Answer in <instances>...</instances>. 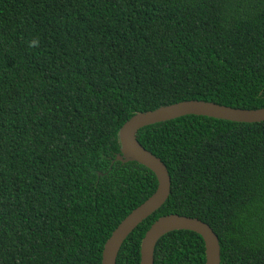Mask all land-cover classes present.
<instances>
[{
	"label": "trees",
	"instance_id": "16d2710c",
	"mask_svg": "<svg viewBox=\"0 0 264 264\" xmlns=\"http://www.w3.org/2000/svg\"><path fill=\"white\" fill-rule=\"evenodd\" d=\"M189 99L264 106V0H0V264H102L158 183L115 160L121 125ZM137 139L171 190L116 264L171 213L213 228L221 264H264V120L187 114ZM154 264H206L202 236L167 232Z\"/></svg>",
	"mask_w": 264,
	"mask_h": 264
},
{
	"label": "water",
	"instance_id": "95a60500",
	"mask_svg": "<svg viewBox=\"0 0 264 264\" xmlns=\"http://www.w3.org/2000/svg\"><path fill=\"white\" fill-rule=\"evenodd\" d=\"M187 114L206 115L221 119L255 122L264 120V106L241 108L201 99L181 100L152 110L138 111L119 129L120 153L115 160L137 161L155 174L157 187L141 204L129 212L113 229L105 241L102 264H116L119 249L131 231L167 200L171 190V177L160 157L146 149L137 139V131L146 125L177 118ZM176 229L192 230L200 234L205 244L206 264L220 263L218 235L205 221L177 213L158 217L146 230L140 245V264H154V249L159 238Z\"/></svg>",
	"mask_w": 264,
	"mask_h": 264
}]
</instances>
